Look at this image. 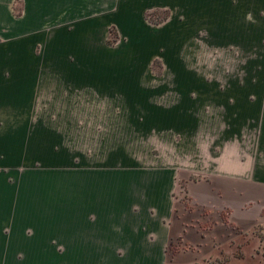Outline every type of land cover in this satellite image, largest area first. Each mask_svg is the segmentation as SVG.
<instances>
[{
  "label": "crops",
  "instance_id": "obj_1",
  "mask_svg": "<svg viewBox=\"0 0 264 264\" xmlns=\"http://www.w3.org/2000/svg\"><path fill=\"white\" fill-rule=\"evenodd\" d=\"M110 5L0 0V264H165L182 171L214 178L231 207L240 183L264 184V0ZM161 6L181 8L166 23L178 96L170 106L143 86L142 67L137 75L107 62L142 48L143 13ZM110 24L124 37L117 49L102 41ZM256 52L244 64L212 60ZM217 71L245 78H208ZM128 118L167 157L128 149ZM185 182L188 193L213 196L207 183Z\"/></svg>",
  "mask_w": 264,
  "mask_h": 264
},
{
  "label": "rangeland",
  "instance_id": "obj_2",
  "mask_svg": "<svg viewBox=\"0 0 264 264\" xmlns=\"http://www.w3.org/2000/svg\"><path fill=\"white\" fill-rule=\"evenodd\" d=\"M116 1L110 0L111 9L114 8ZM20 11L21 5L18 2L14 6V13L18 15ZM172 14L181 15V8L168 9L161 6L145 10L143 20L150 29L142 28L145 34L142 48L139 51H117L109 56L108 61L106 60L109 64L125 67L127 70H138L137 75L142 67L143 86L151 91H156L153 96H157L153 99L163 106H170L173 102L178 101L177 93L174 91V73L168 69L173 68L176 57L167 55V38L170 30L166 23ZM102 41L107 47L117 49L124 43V37L120 35L116 25L110 24ZM195 42L197 45L198 39H195ZM235 51L240 50L236 49ZM253 51L259 50L256 48ZM36 52H40V47ZM254 55L250 54L248 57L243 54L217 55V61L215 62V57H212V60L214 63L226 65L244 64L247 58H261L257 52ZM195 58L198 59V56L196 55ZM196 75H199L197 71ZM207 75L209 79H231L237 76L245 78V72L236 71H217ZM177 78H182V76H176ZM109 105L110 111L115 112L117 105ZM127 112L129 117L131 110L128 109ZM211 113L213 111L208 110L209 116ZM126 124L128 128L126 136H124L128 139V149L134 147L136 155L144 159L157 160L160 157H167L162 151L160 143H157V136L138 137L135 135V120L128 118ZM217 135L218 133L214 132L212 136L215 137L208 134L202 137H204L203 140L209 138L216 140L219 137ZM109 137L112 141L118 138L114 135ZM247 138H250L252 142L255 141L253 145L255 147L257 137H244V140ZM138 140H142L143 143L138 145L140 142ZM127 152L129 153V151ZM177 153L182 154L176 151L172 158L177 159ZM248 153L258 158L259 152ZM128 157H130L129 154ZM256 162L259 164L258 160ZM257 169L264 170L263 167ZM182 172L176 189L175 212L172 219L173 233L178 236H173L170 242L165 264H264V184L254 183L252 186H248L240 183L237 207H231L229 202L224 200L220 190L217 189L214 178H209L207 174ZM186 176L190 177L192 182L207 183L213 196L211 197L210 193L209 199H206V197L208 198L207 194H204V198L203 194H199V192L189 191L188 193Z\"/></svg>",
  "mask_w": 264,
  "mask_h": 264
}]
</instances>
